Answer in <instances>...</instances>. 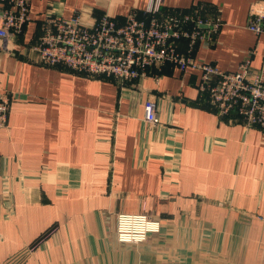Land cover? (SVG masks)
I'll use <instances>...</instances> for the list:
<instances>
[{"label": "crops", "instance_id": "obj_1", "mask_svg": "<svg viewBox=\"0 0 264 264\" xmlns=\"http://www.w3.org/2000/svg\"><path fill=\"white\" fill-rule=\"evenodd\" d=\"M148 1L29 0L30 21L0 41V92L10 96L0 130V264H264V132L218 117L198 94V70L166 63L118 85L34 62L45 16L123 24ZM255 1L162 0L161 10L219 11L216 43L198 45L192 59L235 71L251 51L252 69L264 71V37L246 29ZM177 49L186 53L187 42ZM119 213H145L160 231L119 243Z\"/></svg>", "mask_w": 264, "mask_h": 264}, {"label": "built area", "instance_id": "obj_2", "mask_svg": "<svg viewBox=\"0 0 264 264\" xmlns=\"http://www.w3.org/2000/svg\"><path fill=\"white\" fill-rule=\"evenodd\" d=\"M162 0H149L140 15L130 10L123 24L108 15L84 25L80 13L70 19L45 16L41 33L30 50L35 63L42 67H60L92 79H111L118 85L149 76L151 67L175 65L180 72L198 70V94L218 117L229 116L245 128L264 132V71L251 67V51L235 71L195 62L190 53L198 46L216 43L223 25L219 11L197 5L188 11L161 10ZM30 21L29 0H0V41L19 35ZM246 29L264 37V0L250 5ZM187 42L186 53L177 49ZM6 49V48H5ZM154 81H158L154 75ZM10 96L0 92V130L7 127ZM144 123L148 129L159 124L155 103L143 104ZM234 117V118H231ZM160 222L145 213H119L115 217V239L119 243L139 244L149 235L158 234Z\"/></svg>", "mask_w": 264, "mask_h": 264}]
</instances>
